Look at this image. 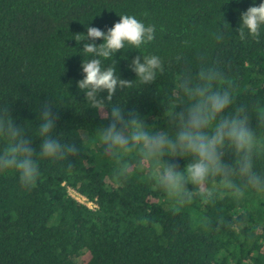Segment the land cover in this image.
Wrapping results in <instances>:
<instances>
[{
    "label": "trees",
    "instance_id": "1",
    "mask_svg": "<svg viewBox=\"0 0 264 264\" xmlns=\"http://www.w3.org/2000/svg\"><path fill=\"white\" fill-rule=\"evenodd\" d=\"M259 4V0H256ZM252 0H0V117H7L37 150L44 111L55 118L53 136L75 153L63 159H37L40 177L22 186L13 170L0 171V264H264V193L244 188L233 198L208 187L204 203L193 186L190 204L174 205L155 181L162 162L180 169L190 161L165 155L145 166L135 148L121 155L106 152L97 133L115 123L138 120L151 134L174 133L175 114L190 101L176 87L184 71L200 67L220 73L218 86L231 87L235 107H248L250 126L259 141L254 172L264 175V35L241 40L239 15ZM131 15L154 26V39L142 50L159 55L163 71L150 84L136 83L128 67L141 55L119 50L114 63L119 78L132 87L117 88L111 100L97 93L96 108L77 87L82 78L76 36L86 26L107 30ZM220 39H217V36ZM100 43L99 38L95 41ZM126 57V59L124 58ZM94 58V57H89ZM121 110L120 121L110 117ZM234 108L224 114L231 116ZM51 138V137H50ZM10 141L0 136V152ZM223 161L235 166L236 154L225 148ZM128 170L118 177L120 164ZM73 189L94 204L71 196Z\"/></svg>",
    "mask_w": 264,
    "mask_h": 264
},
{
    "label": "clouds",
    "instance_id": "2",
    "mask_svg": "<svg viewBox=\"0 0 264 264\" xmlns=\"http://www.w3.org/2000/svg\"><path fill=\"white\" fill-rule=\"evenodd\" d=\"M119 16V20L106 31L87 25L86 33L74 37L77 43L86 41L79 51L86 59L81 61L83 76L77 81V87L84 92L92 107L105 106L104 101L97 98V93L106 91L105 99L111 100L117 88L132 87L131 82L119 78L114 63L107 67L104 65V61L112 60L119 50L136 49L141 53L128 65L138 84L152 83L164 68L159 55L142 51L154 39V26L146 25L131 15ZM236 30L241 40H259L264 35V0H259V4L252 0V5L240 13ZM98 38L100 43L95 42ZM220 38L218 35L217 39ZM220 78L219 72L208 67H200L194 73L184 71L179 75L176 87L182 90V95L190 103L185 111L175 114L177 124L174 133L151 134L136 119L124 122L121 128L113 123L97 133L96 140L106 152L122 156L135 148L143 157L145 166L162 161L165 155L182 159L191 157L183 169L173 163L162 162L155 175L156 183L174 205L173 213L191 203L189 185L199 191L204 203H208L214 196V189L207 185L216 178L217 188L229 190L233 198L244 195L241 184L244 188L264 193V175L254 172L253 157L259 141L250 126L251 109L235 107L231 87L217 85ZM230 107L234 108L233 114L224 115ZM110 117L120 121L121 110L114 107ZM40 119L42 122L37 135L42 138V143L37 151L22 137L21 130L10 118L0 117V136L10 141L8 147L0 152V171L16 172L25 188L34 186L40 177L38 158L55 161L76 151L74 145L61 144L53 136L55 118L51 112L44 111ZM258 119L260 126L264 127V110L258 111ZM226 147L236 154L234 167L223 161ZM127 171L121 163L117 176L126 177Z\"/></svg>",
    "mask_w": 264,
    "mask_h": 264
},
{
    "label": "built area",
    "instance_id": "3",
    "mask_svg": "<svg viewBox=\"0 0 264 264\" xmlns=\"http://www.w3.org/2000/svg\"><path fill=\"white\" fill-rule=\"evenodd\" d=\"M70 194L72 197H74L79 202H81V203H83L89 207H94V204L91 201H89L85 196L78 194L73 189L70 190Z\"/></svg>",
    "mask_w": 264,
    "mask_h": 264
}]
</instances>
